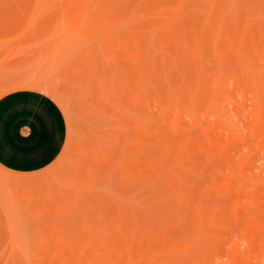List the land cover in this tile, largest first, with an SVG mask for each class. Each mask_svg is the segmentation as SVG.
<instances>
[{
	"label": "rangeland",
	"instance_id": "1",
	"mask_svg": "<svg viewBox=\"0 0 264 264\" xmlns=\"http://www.w3.org/2000/svg\"><path fill=\"white\" fill-rule=\"evenodd\" d=\"M230 2L0 0V98L68 122L0 167V264H264V0Z\"/></svg>",
	"mask_w": 264,
	"mask_h": 264
},
{
	"label": "crops",
	"instance_id": "2",
	"mask_svg": "<svg viewBox=\"0 0 264 264\" xmlns=\"http://www.w3.org/2000/svg\"><path fill=\"white\" fill-rule=\"evenodd\" d=\"M0 98V167L29 175L52 165L68 138L59 103L35 86H21Z\"/></svg>",
	"mask_w": 264,
	"mask_h": 264
},
{
	"label": "bare ground",
	"instance_id": "3",
	"mask_svg": "<svg viewBox=\"0 0 264 264\" xmlns=\"http://www.w3.org/2000/svg\"><path fill=\"white\" fill-rule=\"evenodd\" d=\"M223 1H225V0H223ZM227 1H229V0H227ZM230 1H231L230 3L233 4L234 1H233V2H232V0H230ZM221 2H222V1H221ZM236 2H237V1H236ZM236 2H234V3H236ZM232 6H233V5H232ZM232 6H231V7H232ZM235 6H236V5H235ZM238 6H239V5H238ZM240 6H241V5H240ZM240 6H239V7H240ZM221 8H222V7H221ZM221 8H220V9H221ZM233 8H234V7H233ZM236 8H237V7H236ZM236 8H234V9H236ZM220 9H219V10H220ZM226 11H227V10H226ZM35 82H36V81H35ZM35 82L33 83V85L35 84ZM29 83H30V82H29ZM31 84H32V83H31ZM36 85H37V84H36ZM44 85H45V84H44ZM261 141H263V138H261ZM263 145H264V143H263ZM75 176H77V175H75ZM78 177H79V176H77V178H78ZM77 178H76V179H77ZM73 179H74V178H73ZM82 179H83V178H82ZM82 179H81V181L83 182L84 179H83V180H82ZM78 180H79V179H78ZM71 182H72V181H71ZM78 182H79V181H78ZM72 183H73V182H72ZM76 183H77V182H76ZM84 183H86V182H83V185H84ZM78 184H79V183H78ZM28 186H29V185H28ZM84 186H85V185H84ZM78 187H79V186H78ZM200 216H201V215H200ZM199 220H200V219H199ZM201 220H202V219H201ZM199 229H200V227H199ZM149 230H150V229H149ZM151 230H152V229H151ZM195 232H196V231H195ZM196 233H197V232H196ZM193 236H194V235H193ZM196 236H197V239H198L199 234L197 233ZM187 239H188V238H187ZM194 240H195V239H192V242H194ZM195 241H196V240H195ZM187 243H188V242H187ZM184 244H186V242H185ZM187 245H189V243H188ZM179 246L181 247V245H179ZM182 247L185 248V246H182ZM184 248H183V249H184ZM189 249H190V248H189ZM184 250H185V249H184ZM170 251H171V250H170ZM166 252H168V255H169V253H170L169 250L166 251ZM166 254H167V253H166ZM168 255H167V256H168ZM171 255H172V254H171ZM171 255H170V256H171ZM170 256H169V257H170ZM103 257H104V256H103ZM99 258H100V256H99ZM82 259H83V258H82ZM80 260H81V259H80ZM104 261H105V260H104ZM104 261H103V262H104ZM180 262H181V261H180ZM181 263H183V262H181ZM183 264H184V263H183Z\"/></svg>",
	"mask_w": 264,
	"mask_h": 264
}]
</instances>
